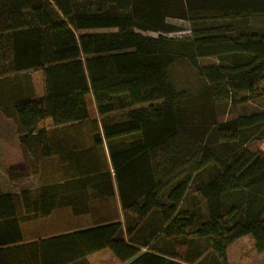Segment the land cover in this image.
Masks as SVG:
<instances>
[{"label": "trees", "instance_id": "16d2710c", "mask_svg": "<svg viewBox=\"0 0 264 264\" xmlns=\"http://www.w3.org/2000/svg\"><path fill=\"white\" fill-rule=\"evenodd\" d=\"M208 1L108 0L117 12L110 14L76 12L73 0H0V56L7 70L27 72L26 80H0V106L11 108L1 112L11 119L16 136L3 143L8 175L28 176L50 158L61 168L55 179L43 176L45 182L35 190H0V232L9 235L0 237V246L22 240L10 234L21 233V216L43 217L66 206L75 216L92 215V226L30 242V264H70L105 249L121 263L203 264L202 242H210L214 256L228 264L227 247L244 235L252 236L258 252L264 251V223L235 219L223 204V194L264 181L258 146L264 141V115L227 117L209 129L204 124L201 134L193 102L170 80L172 64L197 59L200 52L191 35H164L166 19L194 20L197 3ZM220 5L225 18L235 17L228 16L233 6ZM109 28L116 30L84 32ZM240 38L251 44L264 40L262 35ZM200 63L210 81L217 82L215 60L206 57ZM242 83L245 100L264 99V69ZM4 89L10 95L6 101ZM88 95L100 121L90 117ZM193 105L197 108L198 102ZM124 109L129 110L123 120L108 116ZM198 133L204 134L200 140L205 145L188 159L182 177L172 173L181 166L180 144L187 142L189 151L188 138L198 140ZM206 136L228 146L241 142L243 151L224 161ZM25 149L34 152L35 170L18 157ZM190 194L201 196L205 220L199 206L190 205ZM153 214L159 220L149 234L183 240L186 252L164 253L134 240Z\"/></svg>", "mask_w": 264, "mask_h": 264}, {"label": "rangeland", "instance_id": "374dc122", "mask_svg": "<svg viewBox=\"0 0 264 264\" xmlns=\"http://www.w3.org/2000/svg\"><path fill=\"white\" fill-rule=\"evenodd\" d=\"M221 1L228 6L235 7V9L231 7L232 12L228 16H235L237 18H225L227 15L226 12H223L224 10L221 11ZM73 2L76 12L79 13L97 11L108 12L110 14L117 13L115 8L108 3V0H73ZM194 9H198L197 18L194 20L175 17L167 18L166 27L168 32L163 34L171 37L191 35L193 40L198 44L197 51L200 52L199 57L197 59L195 57L194 59L189 58L176 61L170 67L169 75L171 84L176 91L184 95L187 100H191L193 103L198 102L197 108L193 103L190 107L195 111L196 125L203 126L201 129L198 127L201 134L206 132L204 124L209 129L212 123L216 121L220 122L227 117L238 120L253 115H264V99L255 101L245 100L244 97H246L247 92L243 90L245 83H242L252 73L264 69V40L259 41L258 44L257 42L251 44L236 40L238 37H241L240 41H242V39H247L249 35L251 37L253 35H262L264 37V0H210L208 2L197 3ZM115 30L109 28L84 32ZM139 32L152 36L160 34V32L146 30H139ZM206 57H210L213 61L215 60L217 66L219 80L214 84L210 81L200 63ZM86 103L90 117L100 121L101 116L96 110L95 102L91 95L87 96ZM128 110L117 111L108 116H112L117 120H123ZM201 134L198 133V140L194 139L196 141L191 139V136H188L191 137L188 138L190 141L189 151L187 142L180 144L179 159L181 166L172 173L176 175L180 174V177L184 175L190 165L188 159H193L195 155L197 156L200 149L205 145L206 141L200 140L204 135L201 136ZM213 138L206 136V140L211 142V144H207L224 161L233 160L234 156H238L243 151L241 142L238 144L231 143L228 146L219 142H213ZM258 146L264 155V141L259 143ZM248 148L250 149L251 145ZM56 163L57 160L51 161L49 166ZM43 178L39 176L23 180V185L28 188L36 187L40 183L45 182L46 178ZM189 201H194L190 205L199 206L202 211L201 219L205 220L207 211L201 196L190 194ZM223 204L225 211L230 212L235 219H241L242 221L247 219L251 222L264 223V181L223 194ZM107 210L106 205L104 213H107ZM118 211L121 221L125 225L126 222L124 221L121 209L118 208ZM64 213V210H61L59 215H57L58 213L55 215L56 219L59 218L58 216H61L62 219L60 221L66 222L68 215L72 214L75 217L72 209H69L66 214ZM74 219L76 230L92 226V215L78 214ZM158 220V215H151L150 219L146 220L140 226L139 231L133 235L134 240H137L139 243L148 242L149 245H154L164 253L172 254L176 252L182 255L186 252V245L181 243L183 240L149 234L153 230L154 222L156 221L157 223ZM129 224L133 225L134 222L129 221ZM63 226L61 223H54L52 228L54 230L57 227ZM209 243L202 242L200 245L201 249H205L203 250L204 255H207L203 264H222L214 256ZM142 250H145V248L142 247ZM226 253L228 264H264V251L258 252L256 250L255 241L250 235H244L236 239L227 247ZM100 262L107 264L105 260H101Z\"/></svg>", "mask_w": 264, "mask_h": 264}, {"label": "crops", "instance_id": "0c3cea01", "mask_svg": "<svg viewBox=\"0 0 264 264\" xmlns=\"http://www.w3.org/2000/svg\"><path fill=\"white\" fill-rule=\"evenodd\" d=\"M4 42V40L1 41L0 39V45ZM4 57L0 56V80L4 81L9 78H15L16 76L23 78L26 80L27 78V72H12L7 70V62L3 59ZM24 80V85L27 87V81ZM5 93L2 95L3 101H6L7 98H9L7 95L6 89ZM0 106V190L2 193H12V194H18L23 190H35L40 185L36 187H24L23 180L29 179V178H35V177H54L56 175L60 174L61 168L58 164H52L49 166L50 162L56 161V158H50L48 160H45L43 163L40 164L38 169H36V172H29L28 176L17 178V179H11L8 175L7 170V161L6 158V152H4L3 143L7 140H11L14 137H16L12 133V122L11 119H9L6 115H2L1 111H4V109L11 110V108L8 106V104H1ZM18 157L22 158V160H29L28 162V170L34 169L35 170V162L33 159L34 152L32 150L25 149L24 151L18 153ZM25 170H27V167H25ZM53 179V180H54ZM21 185V187H19ZM71 209L70 207H61L58 209H55L51 214L43 217H20V232L21 233H14L10 231V234L12 236H22V240L18 242H14L12 244H7L0 246V264H30L29 260V243L37 241L38 239H45L47 237H54L59 235H64L67 233H71L76 231L75 229V217L70 214L67 216V221L62 222L60 221L62 218L61 216H58L59 218L56 219L55 215H59L61 210H64V214ZM54 223H61L64 226L63 227H57L53 230V224ZM73 225V226H71ZM9 235L6 231L0 232V237L7 238ZM105 260L107 261V264H132V263H121L119 262L113 254L105 249L96 253H93L86 257L85 259L78 260L76 262L70 263V264H102L100 261Z\"/></svg>", "mask_w": 264, "mask_h": 264}]
</instances>
